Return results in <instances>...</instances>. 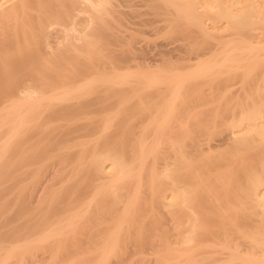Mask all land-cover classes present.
<instances>
[{"label": "bare ground", "instance_id": "6f19581e", "mask_svg": "<svg viewBox=\"0 0 264 264\" xmlns=\"http://www.w3.org/2000/svg\"><path fill=\"white\" fill-rule=\"evenodd\" d=\"M116 1L0 0V264H264V93L207 118L208 100L186 101L217 74L227 98V70L264 59L237 32L251 16L206 2L222 9L213 24L231 23L221 42L201 2L151 0L172 30L218 43L206 60L154 68L158 56L102 17L130 18L119 7L131 1Z\"/></svg>", "mask_w": 264, "mask_h": 264}, {"label": "rangeland", "instance_id": "374dc122", "mask_svg": "<svg viewBox=\"0 0 264 264\" xmlns=\"http://www.w3.org/2000/svg\"><path fill=\"white\" fill-rule=\"evenodd\" d=\"M114 1H116V0H114ZM131 1V2H130ZM137 1V2H136ZM139 1V2H138ZM148 1H150V2H148ZM129 0V2L130 3H128L129 5L128 6H124L123 7V5L124 4H122V7H119L121 10H123L124 12H125V10H127L126 12L128 13V14H130V15H132L134 18L132 19L131 17L132 16H127V17H130L129 19H126L127 21H125V22H122L123 21V19L125 20V18H126V16H125V18H122L121 20V22L120 21H118V19H114L113 17H111L109 14H105L104 16H102V17H104L105 19H107V20H109L108 22L110 23V22H112V23H110L111 24V26H113L114 25V27H115V25L117 26V27H119L120 26V28H122L124 31H126V34H124V35H131L132 33V36H134L135 37V39L137 38V40L139 41V45H141L143 48L145 47V48H149L148 49V51H149V53L148 54H150V55H148L149 56V58H151L150 56H152V55H154V56H158L159 58L158 59H161L162 60V62H160L157 66H153L154 68H157V67H161V68H170V63H169V59L171 58L172 60H174V59H180L179 61H176V63H174V65L175 66H179V63H180V61H181V59H182V63L184 62L185 63V61H186V59L188 58V57H190L191 55V57H193V55H197V51H199V53H198V55L197 56H201V57H199L200 58V60H199V62L203 59H208V58H210L211 57V52H210V50L213 48V49H215V48H217V45H218V43L217 42H215V40H212V38H211V40H209V39H203L202 37L200 38V36H196L195 35V33H194V31H192L194 28H191V29H189L186 25H184V28H183V24L182 25H180L183 29H181L180 27H178V29H174V30H172L171 28H174V27H171L170 28V25H169V22L167 23V20H165L164 21V19L166 18V17H168L169 16V14L168 15H164V13L166 14V12H164L163 13V9H160L159 8V10H160V13H161V11H162V13L161 14H159L158 15V13L159 12H157L158 11V7L156 6V10H155V7H154V4L152 3V1L151 0ZM182 1V0H181ZM195 1V0H194ZM208 1H210V3H211V1H212V3L213 4H210L209 3V5H214L215 6V4L214 3H219V2H217L216 0V2H214V0H196L195 2H197V3H202V6L200 7V9L199 10H197L199 13H201L202 11V14L205 12L207 15H205L207 18L209 17V20L207 19V20H204L205 21V23H207L206 25H207V27H208V31H211V33H212V30H213V36L214 35H217L218 37H216V38H221V40L219 39V41H223V40H226V39H228V37H226V35L224 36V34L228 31V32H231L232 31V29H230V27L228 26V24L230 23H228V21L227 22H225L226 20H224V22H223V20H221V19H217V24H213L214 23V21L216 20L215 18H216V16H217V14H219V12L222 10L219 6H217V7H219L218 9H217V7H216V9H214V11L211 9V8H213V7H209V6H204V5H206L207 3L206 2H208ZM220 1V0H219ZM224 3H222L221 1H220V3H222V4H225L226 2H227V0H222ZM230 1V5L232 6V9H233V12L235 13V12H237L236 14L239 16V17H241L242 19H243V17H242V13H243V15H244V12H245V15H244V17H246V11H248V13H247V16H251V18H252V16H253V19H251L250 18V20H249V23L250 24H252V25H250V27H244V28H242V29H238L237 30V32L238 31H242V33L244 32V35H245V33L246 32H250L249 34L250 35H252L253 36V41L252 42H249V43H253V44H251V45H255V46H258V44L259 45H263V48H264V0H251L250 1V3L251 2H253V3H251V4H253V5H251L250 4V6L251 7H253V9L251 8L250 10L249 9H246V8H249V7H247V4H246V0H239V2L241 3H239L238 2V0H229ZM229 1H228V3H229ZM243 1H245L244 3L245 4H242V2ZM119 2H120V4H119ZM133 2H135V3H133ZM183 2H185V1H183ZM183 2H180V3H183ZM116 3H118L120 6H121V3H122V1H116ZM153 4V5H151V4ZM227 3V4H228ZM239 3V4H238ZM126 5H127V2L125 3ZM194 4H196V3H194ZM201 5V4H200ZM233 5L235 6V7H233ZM140 6V7H139ZM147 6V7H146ZM150 6V7H149ZM184 6H185V4H184ZM188 6V5H187ZM187 6H185V7H187ZM198 6H199V4H198ZM237 6V7H236ZM130 7V8H129ZM132 7V8H131ZM137 7V8H136ZM153 7V8H152ZM195 8H196V6H194ZM203 7H204V9H203ZM207 7H209V8H207ZM134 8H136L135 10H134ZM139 8V9H138ZM141 8V9H140ZM206 8V9H205ZM125 9V10H124ZM131 10L132 11V13H131V11H129V10ZM221 9V10H220ZM142 10V11H141ZM165 10V9H164ZM201 10V11H200ZM138 11V12H137ZM217 11H219L217 14H216V12ZM255 11V12H254ZM125 12V13H126ZM136 12V16H134L135 14L134 13ZM140 12V13H139ZM143 14H142V13ZM251 12V13H250ZM126 13V14H127ZM146 13V14H145ZM157 13V14H156ZM204 13V14H205ZM127 14V15H128ZM140 14H141V16H140ZM150 14V15H149ZM215 14H216V16H215ZM107 15V16H106ZM160 15H161V17H160ZM162 15L163 16H165V18L163 19L162 18ZM86 15H84V17H85ZM138 16V17H137ZM236 17L237 19L239 18V17ZM88 17V16H87ZM87 17H85V18H87ZM124 17V16H123ZM158 17H159V19H158ZM206 17H204L203 19H205ZM210 17H211V19H210ZM213 17V18H212ZM112 18V19H111ZM144 18V19H143ZM169 19L171 18V16L170 17H168ZM218 18V17H217ZM167 19V18H166ZM262 19V21H260ZM128 20H129V22H128ZM142 20V21H141ZM220 20H221V22H223V24L220 22ZM115 21V22H114ZM130 21H132V22H130ZM141 22V23H139V24H137V23H135V22ZM169 21V20H168ZM212 21V22H211ZM238 21V20H237ZM239 21H240V18H239ZM251 21V22H250ZM126 22H128V24L126 23ZM133 22L135 23V24H133ZM145 22V23H144ZM165 22V23H164ZM211 22V23H210ZM215 22V23H216ZM221 24H220V23ZM121 23V24H120ZM127 24V26L128 27H126V24ZM131 23V24H130ZM209 23V24H208ZM228 23V24H227ZM123 24H125L124 26H123ZM142 24V25H141ZM166 24V25H165ZM173 24V23H172ZM220 24V25H219ZM231 24V23H230ZM134 25V26H133ZM136 25V26H135ZM176 24H174V25H171V26H175ZM213 25H217L216 27H219V29H222V33L220 32L219 33V31L220 30H218V32H217V34L215 33L214 34V31H215V26H213ZM222 26H226V27H222ZM130 27V28H129ZM170 28V30H168L169 28ZM186 27V28H185ZM209 27H211V28H209ZM233 26H231V28H232ZM131 28H132V30H131ZM136 28V29H135ZM176 28V27H175ZM180 28V29H179ZM223 28H224V30H226V32H223L224 30H223ZM228 30H227V29ZM126 29V30H125ZM129 29V30H128ZM186 31H185V30ZM216 29H218V28H216ZM231 31H230V30ZM245 29L247 30V31H245ZM131 30V32H129ZM184 30V31H183ZM189 30H191V32L189 31ZM171 31V32H170ZM233 31H236V30H233ZM185 32H189V34H186L187 36H190V35H192V36H190V38H191V40L192 41H194L193 42V47H192V45H191V47H192V49H191V52H192V50L195 48V50H194V52L191 54V52H190V50L188 49V51L190 52H188L189 54H187V53H185L184 51H187V49L185 50L184 49V51H183V46L184 47H186V45H188L187 43V41L188 40H186L185 38L187 37V36H185ZM193 32V33H192ZM227 32V33H228ZM263 32V33H262ZM219 33V34H218ZM224 33V34H223ZM248 33H246V34H248ZM252 33V34H251ZM122 34V33H121ZM137 34V35H136ZM193 34H194V36H193ZM229 34V33H228ZM247 37H248V35H246ZM185 37V38H184ZM196 38V39H193V38ZM247 37H245V38H247ZM189 38V37H188ZM262 40H261V39ZM185 39V40H184ZM215 39V38H214ZM258 39V40H257ZM208 40H209V43H208ZM217 40V39H216ZM185 41H186V43H185ZM200 41V42H199ZM105 42V41H104ZM215 42V43H214ZM263 42V43H262ZM106 43V42H105ZM207 43V44H206ZM215 44H217V45H215ZM243 44H245V42L243 43ZM165 45V46H164ZM182 45V46H181ZM201 45V46H200ZM221 45L222 46H224L222 43H221ZM245 45H247V44H245ZM181 46V47H180ZM189 46V45H188ZM220 46V45H219ZM260 46V47H261ZM173 47V48H172ZM175 48H177V49H175ZM208 48V49H207ZM211 48V49H210ZM247 46H246V50H247ZM175 49V50H174ZM210 49V50H209ZM248 49H251V48H248ZM161 50H162V52L163 51H165L164 53L167 55V56H163L162 55V53H161ZM171 50V51H170ZM175 51V52H174ZM181 51H183V53L181 52ZM195 51H196V53H195ZM249 51V50H248ZM168 52V53H167ZM207 52V53H206ZM208 52H210V54L208 53ZM125 53H126V51H125ZM170 53V54H169ZM258 53H259V51H258ZM257 53V51H255V54H258ZM182 54V55H181ZM200 54H202V55H200ZM203 54L204 55H206L207 57H205V56H203ZM264 55V49L263 50H261V52H260V56L262 57V55ZM180 55L182 56V57H180ZM190 55V56H189ZM125 56H126V54H125ZM154 56H152V57H154ZM173 56H177V58L176 57H174L173 58ZM170 57V58H169ZM195 57V56H194ZM203 57V58H202ZM264 57V56H263ZM126 60H129V58H126ZM263 60V61H262ZM175 61V60H174ZM195 61V63L193 62L192 64L194 65V64H196V63H198V61H196V59L194 60ZM260 63H257L256 64V66H253L252 67V69H254V71H253V74H252V72H251V70L252 69H250V68H243L242 69V67L241 68H233V69H235L236 71H234L233 69H231L232 71H234L232 74H231V72H230V70H227V72L228 73H230V74H228V75H226L227 76V79H226V76L224 77L225 78V81L227 80L229 83H231V84H229L228 82H227V86L228 85H230V88H229V86L227 87L226 86V83H224L225 84V87L230 91L228 94V97L226 98L225 96L227 95V93H226V89L224 90V86L222 87L221 86V88L225 91H223L222 89V91L220 90V91H218L219 90V83H218V78H220V75L219 74H217V75H211V76H209V77H215V81H214V83L212 84L211 82H208L209 81V79H207V81L205 82V84H203V85H200L201 84V82H200V84L199 85H197L198 87H195V88H193V89H189L188 90V92L187 93H189V94H187V95H189V97L187 98V96H186V101H187V103H189V104H202L203 103V105H205L207 102V104H206V106L204 107L203 106V109H201V115L199 116L198 115V117H204V118H207V117H211L212 115L214 116V110L216 109L217 110V108H219L218 106H226V105H228V104H226V103H229V101H230V103H234V104H236V102H241V104H243V103H245V104H251V103H256V102H258V100L260 101V99H262V93H264V92H262V91H264V59H260V61H259ZM131 65H136L135 63H133V62H130L129 64H127V65H125V64H122V66H124V67H126V66H131ZM255 67V68H254ZM257 68V69H256ZM186 69V68H185ZM185 69H180V71L182 70V71H184ZM239 69V70H238ZM249 69V72L247 71ZM256 69V70H255ZM245 70V71H244ZM186 71V70H185ZM224 73H225V71H224ZM239 73V74H238ZM249 73H251V74H249ZM226 74V73H225ZM234 74V75H233ZM231 75V76H230ZM251 75V76H250ZM228 76H229V78H228ZM247 76H249V77H247ZM208 77V78H209ZM213 77V78H214ZM218 77V78H217ZM217 78V79H216ZM243 78V79H242ZM211 79V78H210ZM229 79V80H228ZM248 79V80H247ZM251 80V81H250ZM253 81H255V82H253ZM244 82V83H243ZM258 82H260V83H258ZM211 83V84H210ZM232 83H233V85H232ZM241 83H243V84H245V86L243 85V84H241ZM247 83V84H246ZM251 83H254L255 85H251ZM219 84V85H218ZM243 85V86H242ZM257 85H258V87H260L259 89H256V87H257ZM260 85V86H259ZM243 87V88H242ZM250 87V88H249ZM257 87V88H258ZM218 88V90H217V92H216V89ZM254 88V89H253ZM253 89V90H252ZM227 90V91H228ZM255 90V91H254ZM257 90H259V91H257ZM260 90H261V92H260ZM203 91V92H202ZM248 91V92H247ZM222 92H224V93H222ZM196 93V94H195ZM206 93H208V94H206ZM241 93V94H240ZM222 94H225V96L223 95L222 96ZM239 94V95H238ZM238 95V96H237ZM246 95V96H245ZM209 96V97H208ZM220 96V97H219ZM222 96V97H221ZM236 96H237V98H236ZM211 97V98H210ZM224 97V99H222ZM243 98L242 100H241V98ZM228 98H229V101H228ZM263 98H264V95H263ZM199 99V100H198ZM205 99V100H204ZM222 99V100H221ZM227 99V100H226ZM232 99V100H231ZM246 101H245V100ZM208 100V101H207ZM212 100V101H211ZM219 100V101H218ZM207 101V102H206ZM224 101V102H223ZM231 101H233V102H231ZM252 101V102H251ZM263 101V100H262ZM204 102H206L205 104H204ZM215 102V103H214ZM220 102V103H219ZM226 102V103H225ZM210 103V104H209ZM225 105H224V104ZM238 103V105H240ZM230 105V106H228V107H230V108H233L235 105ZM238 105H236V106H238ZM215 106V107H214ZM231 106H233V107H231ZM208 107V110H209V113L210 114H208V112L206 111L207 108ZM214 107V108H213ZM224 107H220V109L219 110H221V108L223 109L222 110V112L224 111ZM213 110V114L211 115V112H210V110L211 109ZM225 108H227V107H225ZM206 109V110H205ZM229 109V108H228ZM137 110V109H136ZM205 111V112H204ZM218 111V110H217ZM229 111V110H228ZM207 112V113H206ZM229 112H231V110L229 111ZM198 114H200V111L198 112ZM206 114V115H205ZM209 116H208V115ZM222 115V114H221ZM238 117V116H237ZM203 119V118H202ZM231 125V124H230ZM235 124H232V126H234ZM224 127H227V126H224ZM224 129V128H223ZM220 130L221 131H223L221 128H220ZM219 130V131H220ZM87 139V138H86ZM261 146V145H260ZM263 146V145H262ZM261 146V147H262ZM261 147H258L257 149H256V151H261V150H263L264 148V146L261 148ZM261 148V149H260ZM225 150L227 151V149H225V147H224V150L221 148L220 150L218 149V150H216L215 152H214V154H219L220 152L221 153H223V152H225ZM254 150V149H253ZM255 151V153H257L258 154V152H256ZM216 152H218V153H216ZM262 152V151H261ZM260 152V153H261ZM254 154V153H253ZM249 156H247V157H245V158H242V159H240V162H242V163H244L245 165H249L251 162H250V158H248ZM260 159V158H259ZM19 160V159H18ZM21 161V159L17 162V160H16V162L17 163H19ZM238 162H239V160H238ZM258 162V161H257ZM256 162V163H257ZM261 164V163H260ZM7 199V198H6ZM2 202H0V204H1Z\"/></svg>", "mask_w": 264, "mask_h": 264}]
</instances>
